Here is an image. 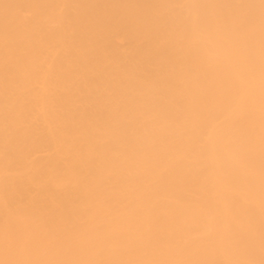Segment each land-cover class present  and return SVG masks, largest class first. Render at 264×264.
<instances>
[{"label": "bare ground", "instance_id": "bare-ground-1", "mask_svg": "<svg viewBox=\"0 0 264 264\" xmlns=\"http://www.w3.org/2000/svg\"><path fill=\"white\" fill-rule=\"evenodd\" d=\"M0 264H264V0H0Z\"/></svg>", "mask_w": 264, "mask_h": 264}]
</instances>
